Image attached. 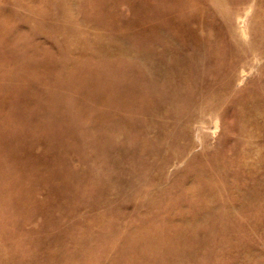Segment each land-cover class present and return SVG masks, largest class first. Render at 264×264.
Segmentation results:
<instances>
[{
    "label": "rangeland",
    "instance_id": "374dc122",
    "mask_svg": "<svg viewBox=\"0 0 264 264\" xmlns=\"http://www.w3.org/2000/svg\"><path fill=\"white\" fill-rule=\"evenodd\" d=\"M0 264H264V0H0Z\"/></svg>",
    "mask_w": 264,
    "mask_h": 264
}]
</instances>
